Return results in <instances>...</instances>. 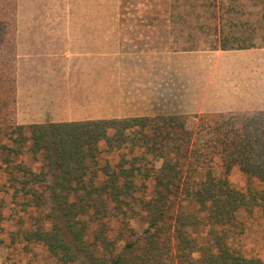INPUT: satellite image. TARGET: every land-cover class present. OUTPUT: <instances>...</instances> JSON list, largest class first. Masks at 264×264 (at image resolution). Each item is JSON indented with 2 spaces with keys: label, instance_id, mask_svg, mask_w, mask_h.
I'll use <instances>...</instances> for the list:
<instances>
[{
  "label": "trees",
  "instance_id": "1",
  "mask_svg": "<svg viewBox=\"0 0 264 264\" xmlns=\"http://www.w3.org/2000/svg\"><path fill=\"white\" fill-rule=\"evenodd\" d=\"M16 4L0 0V101L9 118L0 125V191L28 196L42 210L18 236L42 243L61 264H264L232 249L217 229L243 212L264 216V109L203 113L192 127L176 113L17 124ZM233 168L247 177L245 190L229 181ZM174 199L205 214L204 237L189 233L196 212L177 208L172 217ZM128 214L146 226L118 247L109 220Z\"/></svg>",
  "mask_w": 264,
  "mask_h": 264
},
{
  "label": "rangeland",
  "instance_id": "2",
  "mask_svg": "<svg viewBox=\"0 0 264 264\" xmlns=\"http://www.w3.org/2000/svg\"><path fill=\"white\" fill-rule=\"evenodd\" d=\"M120 4L121 0H49L47 9L35 11V8L27 7L21 9L19 14L119 16L130 19L129 23L123 25V38L133 41L135 51L143 50L146 53L143 61L149 63V71L143 72L142 79L136 80L140 81L139 86L143 84V88L136 87L127 97L119 96L118 103H114L112 97L103 96L104 115L176 113L183 114L186 124L192 127L197 121L196 115L203 113L264 109V0H126L124 10H121ZM223 44L260 46L261 52L255 55L258 58L256 65L246 63L247 59L253 57L251 54L210 48ZM194 46L195 52L182 54V61L184 69L187 63L194 64L192 70L196 75L193 85L196 88L193 90L197 94L192 97L194 99L179 95L175 101L179 104L192 102L200 105V108H204V103L211 104L214 110L183 113L174 109L178 104L172 105L174 97L171 92L174 91V81H177L173 72L172 51L186 47L192 49ZM164 51L166 69L160 67L158 70L157 63H161ZM184 69L183 82L180 80L182 84L188 82L189 75ZM123 101L132 102V113L121 110ZM6 110L5 104L0 101L1 126L9 121ZM16 115L15 104V123L21 124ZM102 157L116 160L115 154L109 155L106 151H102ZM24 160L33 170L39 169V162L29 155L24 156ZM228 179L241 190L249 186L247 177L236 168L230 171ZM253 186L261 187V184L254 181ZM29 202L28 196H14L12 189L0 191V264H61L42 243H28L18 236L19 230L34 227L42 214L41 208L30 206L27 204ZM177 208L196 212L200 222L195 228H190L189 233L193 237H204L205 214L190 202L174 199L170 211L172 217L176 216ZM39 222L45 228L50 225L48 220ZM145 226L142 215L133 218L129 214L115 216L109 220V235L116 239L119 247L124 241L142 235ZM217 229L228 233V244L232 249L264 260V216L259 210L240 213L234 224Z\"/></svg>",
  "mask_w": 264,
  "mask_h": 264
},
{
  "label": "crops",
  "instance_id": "3",
  "mask_svg": "<svg viewBox=\"0 0 264 264\" xmlns=\"http://www.w3.org/2000/svg\"><path fill=\"white\" fill-rule=\"evenodd\" d=\"M16 1L14 48L18 122L28 124L135 116L126 113L102 114L103 96L112 97L115 99L113 102L118 103L119 96L127 97L136 87L143 88V84L139 86L140 81L136 80H140L143 72L149 71V63L143 61L146 53L143 50L135 51L133 41L123 38V25L129 23V18L38 14L26 16L19 14L21 9H47L49 0ZM223 50L251 54L253 57H245L246 63L256 65L258 58L255 55L261 52V47L247 45L244 48ZM172 52L173 72L177 77L173 84L174 91L171 92L174 97L172 105H179L174 109L183 113L214 110L211 104H201L204 108H200V105L192 102L179 104L175 101L179 95L192 98L197 94L193 90L196 88L193 85L196 75L193 71L194 64L187 63V68L184 69L182 61V54H191L195 50L180 48ZM164 56L165 51L161 63H157L158 70L160 67L166 69ZM183 69L189 74L188 82L184 84ZM149 86L146 85L147 88ZM123 105L121 110L131 113L134 111L132 102L123 101ZM105 107L107 108L106 105Z\"/></svg>",
  "mask_w": 264,
  "mask_h": 264
}]
</instances>
